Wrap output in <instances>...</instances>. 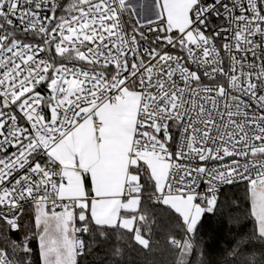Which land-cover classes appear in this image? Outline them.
Masks as SVG:
<instances>
[{"label": "snow or ice", "instance_id": "obj_1", "mask_svg": "<svg viewBox=\"0 0 264 264\" xmlns=\"http://www.w3.org/2000/svg\"><path fill=\"white\" fill-rule=\"evenodd\" d=\"M240 183L264 264V0H0V264H191Z\"/></svg>", "mask_w": 264, "mask_h": 264}, {"label": "trees", "instance_id": "obj_2", "mask_svg": "<svg viewBox=\"0 0 264 264\" xmlns=\"http://www.w3.org/2000/svg\"><path fill=\"white\" fill-rule=\"evenodd\" d=\"M249 204L245 186L237 185L221 193L220 206L215 214H208L204 220L201 234L208 247L207 255L201 257L199 250L190 257L191 264H199L201 259L207 264H225L231 258L227 256L229 246L252 231V222L248 217ZM209 236L211 239H209ZM35 246V245H33ZM175 254L165 246L163 236L153 252L148 254L129 251L127 264H174Z\"/></svg>", "mask_w": 264, "mask_h": 264}, {"label": "built area", "instance_id": "obj_3", "mask_svg": "<svg viewBox=\"0 0 264 264\" xmlns=\"http://www.w3.org/2000/svg\"><path fill=\"white\" fill-rule=\"evenodd\" d=\"M238 185H244L243 183H240V184H238ZM232 186H237V185H232ZM232 186H224L223 188H222V190H221V193L224 191V190H226L227 188H230V187H232Z\"/></svg>", "mask_w": 264, "mask_h": 264}]
</instances>
